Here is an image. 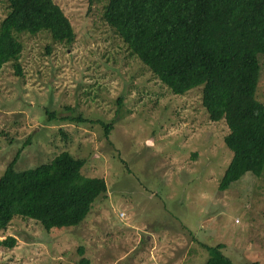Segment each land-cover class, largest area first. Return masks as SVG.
I'll return each instance as SVG.
<instances>
[{
    "label": "rangeland",
    "instance_id": "obj_1",
    "mask_svg": "<svg viewBox=\"0 0 264 264\" xmlns=\"http://www.w3.org/2000/svg\"><path fill=\"white\" fill-rule=\"evenodd\" d=\"M54 2L74 40L18 35L22 73L7 63L0 74V175L17 153L26 168L66 150L86 159L83 174L105 177L108 191L77 226L47 231L14 216L0 229V240L16 239L0 245V264H204V245L217 244L233 262L264 264V167L218 189L232 151L201 86L171 93L103 20L108 0ZM4 8L0 0V19ZM101 119L114 124L108 137Z\"/></svg>",
    "mask_w": 264,
    "mask_h": 264
},
{
    "label": "trees",
    "instance_id": "obj_2",
    "mask_svg": "<svg viewBox=\"0 0 264 264\" xmlns=\"http://www.w3.org/2000/svg\"><path fill=\"white\" fill-rule=\"evenodd\" d=\"M3 2L0 74L7 63L16 75L22 73L20 33L46 32L53 42L73 43L70 20L54 0ZM103 20L171 93L183 95L201 86L208 118L225 121L228 133L223 140L232 157L219 190L246 172L261 174L264 103L257 99L256 88L259 56L264 54V0H108ZM99 123L108 137L114 124L102 119ZM18 157L0 175V229L14 216L33 219L47 231L80 225L108 191L105 177L83 174L86 159L66 150L26 168L16 166ZM15 242L7 236L0 245L12 247ZM204 248V264H261L233 262L222 252L223 244ZM79 264L90 260L82 257Z\"/></svg>",
    "mask_w": 264,
    "mask_h": 264
}]
</instances>
